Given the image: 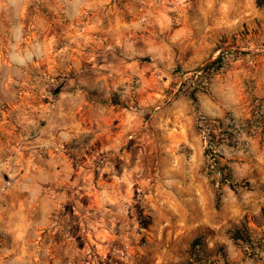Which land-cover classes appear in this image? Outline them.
Segmentation results:
<instances>
[{
  "label": "rangeland",
  "instance_id": "1",
  "mask_svg": "<svg viewBox=\"0 0 264 264\" xmlns=\"http://www.w3.org/2000/svg\"><path fill=\"white\" fill-rule=\"evenodd\" d=\"M0 264H264V0H0Z\"/></svg>",
  "mask_w": 264,
  "mask_h": 264
},
{
  "label": "trees",
  "instance_id": "2",
  "mask_svg": "<svg viewBox=\"0 0 264 264\" xmlns=\"http://www.w3.org/2000/svg\"><path fill=\"white\" fill-rule=\"evenodd\" d=\"M218 59H220V56L219 57H217L216 59H214L212 62H210V63H207V67L208 66H211L212 64H214ZM204 69V68H203ZM202 68H198V69H196L195 70V72H200V70H203ZM192 98L194 99L195 97H194V94L192 95ZM232 238L234 239V240H245L244 238V235L241 233V231L239 230V229H235L233 232H232ZM197 241H195L194 243H193V246L195 247L196 245H197V243H196Z\"/></svg>",
  "mask_w": 264,
  "mask_h": 264
}]
</instances>
